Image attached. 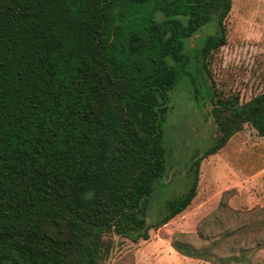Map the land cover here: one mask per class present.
Instances as JSON below:
<instances>
[{
    "label": "trees",
    "instance_id": "trees-1",
    "mask_svg": "<svg viewBox=\"0 0 264 264\" xmlns=\"http://www.w3.org/2000/svg\"><path fill=\"white\" fill-rule=\"evenodd\" d=\"M232 7L233 0H0V264H104L107 235L148 240L189 208L198 168L156 223L131 232L133 210L165 167L157 92L168 82L167 59L211 21L206 54L225 46ZM158 13L171 19L158 22ZM207 97L220 137L197 167L246 125L264 138V94L243 104L211 89ZM230 192L195 233L174 234L176 252L210 264H264V207L233 210Z\"/></svg>",
    "mask_w": 264,
    "mask_h": 264
},
{
    "label": "rangeland",
    "instance_id": "rangeland-1",
    "mask_svg": "<svg viewBox=\"0 0 264 264\" xmlns=\"http://www.w3.org/2000/svg\"><path fill=\"white\" fill-rule=\"evenodd\" d=\"M165 22L164 14H156ZM184 26L189 17H175ZM216 34L213 21L190 37L182 38L177 57H169L170 73L163 91L157 92L162 117L165 167L151 192L136 208L138 230L156 223L166 202L186 192L199 173L197 196L181 215L148 240L133 242L116 234L106 236L112 248L104 264H210L182 256L171 245L176 232L195 233L203 219L215 212L225 192L233 210L247 212L264 207V138L246 125L217 154L198 159L219 137L217 111L207 97L239 98L247 103L264 94V0H233L227 20V44L206 54ZM115 39L112 32L111 43ZM199 93V99L197 98ZM264 261V253L258 257Z\"/></svg>",
    "mask_w": 264,
    "mask_h": 264
}]
</instances>
